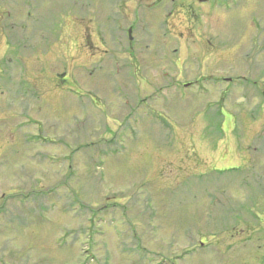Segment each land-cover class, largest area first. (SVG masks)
I'll use <instances>...</instances> for the list:
<instances>
[{"label": "rangeland", "instance_id": "374dc122", "mask_svg": "<svg viewBox=\"0 0 264 264\" xmlns=\"http://www.w3.org/2000/svg\"><path fill=\"white\" fill-rule=\"evenodd\" d=\"M221 1L0 0V264H264V0Z\"/></svg>", "mask_w": 264, "mask_h": 264}, {"label": "water", "instance_id": "95a60500", "mask_svg": "<svg viewBox=\"0 0 264 264\" xmlns=\"http://www.w3.org/2000/svg\"><path fill=\"white\" fill-rule=\"evenodd\" d=\"M197 1L200 3H205V2H208L209 0H197Z\"/></svg>", "mask_w": 264, "mask_h": 264}]
</instances>
